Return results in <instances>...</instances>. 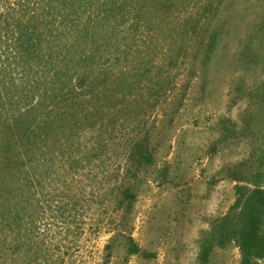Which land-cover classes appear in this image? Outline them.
<instances>
[{
	"label": "trees",
	"instance_id": "obj_1",
	"mask_svg": "<svg viewBox=\"0 0 264 264\" xmlns=\"http://www.w3.org/2000/svg\"><path fill=\"white\" fill-rule=\"evenodd\" d=\"M190 2L201 3L0 0L3 255L18 252L26 257L27 264L37 261L34 255L45 259L54 248L70 255L78 248L77 241L87 222L98 226L103 221V230L114 232L103 248L101 264L109 263L111 243L121 235L126 210L136 199L130 182L154 163L148 136L132 131L133 121L140 122L137 116L145 113L140 109L141 102L153 110L173 86L170 74H163V66L153 62L162 50L159 39H150L147 48L141 50L140 32L143 24L166 20V39L177 33L180 44L173 48V56H168L165 65L171 70L179 69L180 60L196 39H206L203 52L209 61L220 33L207 26L215 6L207 0L190 11L185 8ZM182 10L185 20L176 28L170 27L173 13ZM240 54L245 65L259 59L247 48ZM247 54L250 60L245 58ZM260 64L264 74V61ZM135 92L139 93L131 100ZM235 92L240 97L238 101H247L243 127L238 130L229 118H220L218 143L259 135L264 144V132L259 129L264 116V75L252 88L243 90L237 86ZM259 152L257 160L250 162L262 167L264 146ZM111 159L117 167L111 165ZM259 169L249 174L250 179L244 170L228 171L237 181L234 202L225 214L209 220L208 230L200 238V264L208 263L215 248L230 243L238 248L239 264L264 261V187ZM242 181L247 184H240ZM109 183H114L113 188H101ZM111 201L112 212L120 213L118 224L112 227L108 220L88 218L89 212L93 214L97 209L95 205L107 213ZM123 238L124 262L142 254L131 233ZM59 261L64 263L63 259Z\"/></svg>",
	"mask_w": 264,
	"mask_h": 264
},
{
	"label": "rangeland",
	"instance_id": "obj_2",
	"mask_svg": "<svg viewBox=\"0 0 264 264\" xmlns=\"http://www.w3.org/2000/svg\"><path fill=\"white\" fill-rule=\"evenodd\" d=\"M203 1L194 0L199 4L190 2L185 8L192 11ZM208 1L215 6L208 30L217 28L220 32L209 61L203 52L206 39H196L180 60L179 69L167 68L168 56L172 57L171 51L180 44L179 38L176 41L177 33L173 32L172 38L166 39V20L143 24L139 48L145 50L150 39H159L162 50L153 62L163 66V74H170L173 86L165 91V100L161 99L153 110L148 103L141 102L140 109L145 113L137 116L140 122L133 121L132 131L148 136L154 163L142 169L138 178L130 182L136 199L126 210L121 235L111 243L108 264H200V238L208 230L209 220L225 214L234 202L237 181L231 179L228 171L234 168L231 172L241 173L244 170L246 178L250 179L249 174L261 168L264 187V163L260 167L250 162L257 160L259 148L264 146L259 135L239 136L218 143L217 129L219 119L226 117L241 130L247 101H238L240 97L235 89L240 86L248 90L263 79L260 62L264 61V0ZM175 14L169 25L173 28L186 18L184 10L177 14L178 18ZM157 26L160 30L155 29ZM151 27L154 32H150ZM245 48L258 55V61H249L247 65L241 62L240 52ZM245 58L251 59L248 54ZM131 60L132 65L134 58ZM140 88L144 89V85ZM259 129L264 132V116ZM262 135L264 138V133ZM110 162L117 167L112 159ZM113 184H104L101 188L110 189ZM240 184H247V181ZM95 207L97 209L93 214L90 211L88 218L108 220L107 224L112 227L118 224L120 213L112 212L114 201L107 204V213L98 205ZM102 222L99 221L98 226L87 222L84 234L77 241L78 248L70 255L63 254L64 249L54 248L45 259L34 255L37 261L30 264H101L103 248L114 235V232L103 230ZM127 233H131L142 254L130 256L124 262L123 235ZM4 253L0 252V264H27L26 257L18 252L6 256ZM59 259L64 263L58 262ZM239 260L238 248L230 243L224 248H215L207 264H239Z\"/></svg>",
	"mask_w": 264,
	"mask_h": 264
}]
</instances>
